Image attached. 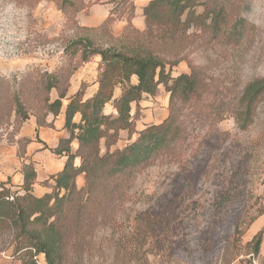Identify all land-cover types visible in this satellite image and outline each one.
Listing matches in <instances>:
<instances>
[{
	"label": "trees",
	"instance_id": "obj_1",
	"mask_svg": "<svg viewBox=\"0 0 264 264\" xmlns=\"http://www.w3.org/2000/svg\"><path fill=\"white\" fill-rule=\"evenodd\" d=\"M51 1L64 13L66 31L72 30L69 37L62 36L64 63L50 73L36 72L14 91L0 78V126L10 122L14 112V133H20L32 116L38 128H54L63 101L69 98L65 108L69 134L51 148L58 156H66V161L61 171L39 182L36 161L28 155L34 139L11 134L22 159L24 181L17 190L7 185L10 180L0 182V254L9 253L12 264H38L40 255L47 264H88L97 253L104 257L100 264H149L155 253L151 238L157 217L122 218L137 178L159 161L183 164L196 148L201 131L215 130L230 114L241 128H248L264 97V78L245 85L234 101L227 99L206 66L189 63L191 71L176 77L172 70L188 57L186 50L195 41L191 30L211 39H237L248 29L246 21L230 14V6L238 0H151L144 8L146 27L139 29L133 24L134 0H107L102 3L110 5V15L90 27L78 20L90 2ZM200 6L204 7L201 12ZM118 20L127 21L119 36L113 31ZM95 55L101 56L98 90L85 98L90 84L83 82L69 95L71 78ZM161 85L170 94L169 114L161 123L139 130L140 102L157 95ZM53 90L57 92L54 99ZM78 113L81 120L76 122ZM123 131L137 137L124 148L113 149ZM36 139L50 148L38 133ZM82 175L85 182L80 186ZM37 183L49 191L35 194ZM102 228L107 232L99 239ZM244 233L238 227L234 243ZM263 237L261 229L244 245L242 254L259 257Z\"/></svg>",
	"mask_w": 264,
	"mask_h": 264
},
{
	"label": "rangeland",
	"instance_id": "obj_2",
	"mask_svg": "<svg viewBox=\"0 0 264 264\" xmlns=\"http://www.w3.org/2000/svg\"><path fill=\"white\" fill-rule=\"evenodd\" d=\"M203 9L200 6L198 11ZM229 11L235 18L245 19L248 29L243 37L211 39L191 30L195 41L172 75L190 72L189 63L204 65L227 99L235 101L245 85L264 78V0H238ZM66 28L67 19L55 1L0 0V78L9 82L10 90H18L19 83L36 72L50 73L64 63L63 37L72 32ZM56 96L53 90L52 98ZM145 99V106L140 105L139 130L161 123L169 114L170 94L163 85L157 95ZM254 117L244 129L233 114L228 115L215 130L201 131L196 148L183 164L159 161L137 178L122 218L157 217L151 238L155 253L149 264H262L264 237L259 257L242 253L258 231L264 232V97L257 103ZM14 120L13 112L11 121L0 126V145L10 150L18 149L10 141ZM20 133H14L15 138ZM136 137L123 131L113 149L124 148ZM11 156L8 150L5 157ZM84 182L82 175L78 184ZM238 227L245 233L234 243ZM105 232L102 228L98 238ZM106 257L111 258L110 251ZM103 259L97 253L88 264H100ZM13 262L9 253L0 254V264ZM38 264H47L43 255Z\"/></svg>",
	"mask_w": 264,
	"mask_h": 264
},
{
	"label": "crops",
	"instance_id": "obj_3",
	"mask_svg": "<svg viewBox=\"0 0 264 264\" xmlns=\"http://www.w3.org/2000/svg\"><path fill=\"white\" fill-rule=\"evenodd\" d=\"M87 1L90 2L88 8L82 10L78 14V20L80 24L90 27L102 24L110 15V5L102 3L107 0H100V2H97V0ZM134 1L136 4V16L133 20V24L139 29H144L146 27L144 8L151 0ZM126 25V20L115 21L113 24V31L115 35H121L124 32ZM100 61L101 56L95 55L92 60L86 62L75 73L72 80V85L69 90V95L77 92L83 82H88L90 84L86 91L85 98L91 97L98 90L99 84L97 82V77ZM133 80L137 81V78L134 77ZM119 92L120 89H117L116 94L119 95ZM148 96L153 97L151 95ZM146 97L147 96H145V98ZM145 98L140 102V105L142 107L145 106ZM64 101L67 104L70 102L69 99H64ZM67 104L64 105V109L55 120L54 128H38L36 118L31 117L26 123H24L21 129V136H30L34 139L33 142L28 146V155L36 161L39 182L48 179L49 174L61 171L64 168L66 156L63 155L56 157L55 154L50 151V149H45L44 143L37 140L35 136L38 133L39 137L44 142H46L50 148L56 147L62 137H67L69 134V130L66 127L65 120V108ZM134 107H136V104H133V108ZM112 111L114 112V110ZM74 120L76 122H79L81 120V114L78 113ZM72 146L74 147V149H76L78 147V140L75 139L72 142ZM8 150L10 152L12 151V156L10 158L5 157ZM7 159H9V161ZM21 160L22 159L18 156L17 147H12V150H10L8 147L6 148L0 145V182H7L10 180V182L7 184L9 187H21L24 181V176L21 171ZM48 191L49 188L44 187L39 183L35 185L34 192L39 196Z\"/></svg>",
	"mask_w": 264,
	"mask_h": 264
}]
</instances>
